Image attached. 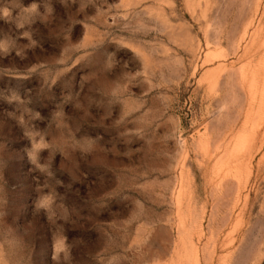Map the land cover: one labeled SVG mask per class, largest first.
<instances>
[{
    "label": "rangeland",
    "instance_id": "obj_1",
    "mask_svg": "<svg viewBox=\"0 0 264 264\" xmlns=\"http://www.w3.org/2000/svg\"><path fill=\"white\" fill-rule=\"evenodd\" d=\"M0 264H264V0H0Z\"/></svg>",
    "mask_w": 264,
    "mask_h": 264
}]
</instances>
